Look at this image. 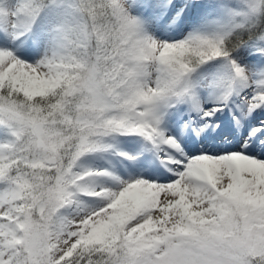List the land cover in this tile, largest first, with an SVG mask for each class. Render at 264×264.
<instances>
[{
    "label": "snow or ice",
    "instance_id": "obj_1",
    "mask_svg": "<svg viewBox=\"0 0 264 264\" xmlns=\"http://www.w3.org/2000/svg\"><path fill=\"white\" fill-rule=\"evenodd\" d=\"M0 264H264V0H0Z\"/></svg>",
    "mask_w": 264,
    "mask_h": 264
},
{
    "label": "bare ground",
    "instance_id": "obj_2",
    "mask_svg": "<svg viewBox=\"0 0 264 264\" xmlns=\"http://www.w3.org/2000/svg\"><path fill=\"white\" fill-rule=\"evenodd\" d=\"M151 148V154L149 159L151 160L150 167H140L139 171L132 170L133 162L128 159L130 157L129 150L120 146L121 152L118 153L115 149V154L109 155L106 152H100L92 154L87 162L82 165V169L90 170L93 172L101 171L105 168L111 175L110 176H93L88 178L86 182H91V186L101 188V186H107L112 190H118L119 187L116 181L111 179L112 173H115L120 180L131 181L135 178H149L150 180L156 179L157 181H166L170 178L169 174L165 171L164 161L161 153L150 143L148 145ZM123 153L124 155H121ZM131 154V153H130ZM126 162L127 167H122V163ZM134 166V165H133ZM105 171V170H104ZM99 187H96V186ZM99 190V189H98ZM81 199L88 207L100 206L103 201L99 198L82 196Z\"/></svg>",
    "mask_w": 264,
    "mask_h": 264
},
{
    "label": "rangeland",
    "instance_id": "obj_3",
    "mask_svg": "<svg viewBox=\"0 0 264 264\" xmlns=\"http://www.w3.org/2000/svg\"><path fill=\"white\" fill-rule=\"evenodd\" d=\"M187 30H188V25H185L183 29H179V32L182 35V32H186ZM167 32H165L164 34H161V33H157V34L161 35L162 39H171V38H173L176 35V33L175 34H173V33L168 34ZM169 32H173V30L171 29V30H169ZM181 35H179V38H181ZM119 136L120 135H116L114 137H108V138L105 139V143L110 144L111 148L113 149L114 144L116 142L114 140L117 139ZM131 136H134L133 138L134 139L136 138L137 143L140 144L136 149L134 148L135 149V153H133V155H131L132 151L130 152L131 154L129 153L130 157L134 158L133 160H131V162H133V164H131L132 165V170L134 168V171L136 172V171L140 170V167L134 163V160L143 159L144 157L150 158L149 155L151 154V148L148 146L150 143L147 142L144 138L139 137V136H135V135H131ZM146 146L148 147V149L142 150ZM142 178H144V177H142ZM145 179H149V178H145ZM153 180H156V179H153ZM116 189H118V187H116Z\"/></svg>",
    "mask_w": 264,
    "mask_h": 264
},
{
    "label": "trees",
    "instance_id": "obj_4",
    "mask_svg": "<svg viewBox=\"0 0 264 264\" xmlns=\"http://www.w3.org/2000/svg\"><path fill=\"white\" fill-rule=\"evenodd\" d=\"M172 30H173V32H169V31L167 32L168 34H170V33L175 34L176 33V35L171 39H179V35H181V33L179 32V28H173Z\"/></svg>",
    "mask_w": 264,
    "mask_h": 264
}]
</instances>
